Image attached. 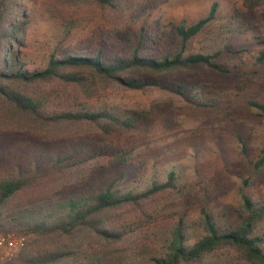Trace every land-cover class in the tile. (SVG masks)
Wrapping results in <instances>:
<instances>
[{"label":"trees","instance_id":"obj_1","mask_svg":"<svg viewBox=\"0 0 264 264\" xmlns=\"http://www.w3.org/2000/svg\"><path fill=\"white\" fill-rule=\"evenodd\" d=\"M28 1L35 0H0V151L17 150L0 172V231L46 237L55 248L43 249L37 240V252H22L19 264H125L116 256L129 240L133 251L149 256L140 264H264V199L249 191L264 167V138L250 147L239 136L248 174L241 176L238 206L216 214L206 205L195 209L211 191L210 178L184 180L173 167L163 181L142 187L132 182L142 167L128 164L126 150L91 151L71 136L84 127L102 135L134 130L157 117L155 101L149 111L109 101L112 88L169 93L196 110L218 109L203 85L187 86L175 75L201 67L230 71L218 60L239 50L204 45L235 24L225 23L219 3L195 21L139 29L104 20L94 29L77 28L63 9L51 7L63 19L58 34L35 44L30 27L37 20ZM55 1L95 5L105 20L125 13V0ZM256 63L264 65V50ZM248 103L264 127V99ZM48 144L62 151L53 153ZM113 165L123 168L97 184L96 177ZM87 177L95 180L89 188L82 185Z\"/></svg>","mask_w":264,"mask_h":264},{"label":"rangeland","instance_id":"obj_2","mask_svg":"<svg viewBox=\"0 0 264 264\" xmlns=\"http://www.w3.org/2000/svg\"><path fill=\"white\" fill-rule=\"evenodd\" d=\"M214 2L219 3V10L227 19L225 23L231 19L235 24L206 38L204 45L239 50L218 60L230 71L218 72L201 67L178 72L175 77L187 86L203 85L206 96L218 103V109L196 110L169 93L112 88L109 101L116 100L132 108L140 106L144 111L151 110L155 101L153 109L157 111V117L151 122H140V127L134 130H116L111 135H102L84 127L71 136L77 141L85 140L86 147L91 151L99 148L126 150V158H130L128 164L135 162L142 167L141 175L132 179L142 187L149 186L155 179L163 181L173 167L181 170L184 180L198 176L210 178L211 191L207 197L199 199L195 209L206 205L216 214H223L238 206L241 176L248 174L239 136L250 147L258 146L264 138V127L256 110L248 103L250 99H264V65L256 63L257 56L264 50V0H125L124 16L114 18L108 15L107 20L102 18L103 13L95 5L68 7L55 0L26 3L37 20L30 27V40L42 44L54 40L58 26L63 22L58 12L57 17L55 11L50 13L51 7L63 9L64 14L75 21L77 28L86 26L94 29L97 22L104 20L109 26L117 24L126 28L131 25L139 29L142 25L155 26L157 22L198 20L208 14ZM48 146L53 153L62 151L60 147L55 149L53 144ZM16 155L17 150L13 147L0 151V172L11 165L8 160H13ZM28 157V152L22 156L23 160ZM122 168L117 165L108 167L96 177V183L110 179ZM95 180L87 177L82 185L89 188ZM249 191L254 199H264V167L253 178ZM17 235L23 237V243L12 249L0 264H19L22 252H37L38 247L34 244L37 240H41L40 247L43 249L55 248V243L46 237ZM132 246L133 240H129L119 248L121 255L116 257L125 264L147 262L149 256L133 251ZM203 264L242 263L208 261Z\"/></svg>","mask_w":264,"mask_h":264},{"label":"built area","instance_id":"obj_3","mask_svg":"<svg viewBox=\"0 0 264 264\" xmlns=\"http://www.w3.org/2000/svg\"><path fill=\"white\" fill-rule=\"evenodd\" d=\"M23 243V237H19L13 231H0V262L6 258L18 244Z\"/></svg>","mask_w":264,"mask_h":264}]
</instances>
